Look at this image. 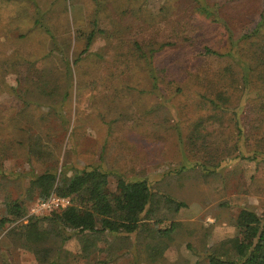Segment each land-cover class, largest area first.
I'll return each mask as SVG.
<instances>
[{"label": "rangeland", "instance_id": "1", "mask_svg": "<svg viewBox=\"0 0 264 264\" xmlns=\"http://www.w3.org/2000/svg\"><path fill=\"white\" fill-rule=\"evenodd\" d=\"M206 3L217 13L197 10ZM263 11L264 0H0V217L16 200L25 208L0 226V264H41L20 239L30 216L50 225L47 212L31 213L39 200L31 181L49 169L60 178L86 166L108 171L112 189L120 176L145 179L155 198L133 233L83 238L70 230L65 264H209L212 252L235 258L229 240L240 211L264 217V98L239 82L251 72L244 60L262 54L252 38L239 44L242 55L232 48L233 57L203 47L228 51V36L255 34ZM92 28L94 42L74 63L86 49L79 31ZM136 42L166 43L156 56L169 75L163 88L154 89ZM215 84L236 93L214 105L207 97L217 98L209 90ZM204 88L207 97L197 94ZM32 136L42 153H29ZM167 196L184 205L177 209ZM171 223L175 230L161 234ZM87 245L92 253L84 256Z\"/></svg>", "mask_w": 264, "mask_h": 264}, {"label": "trees", "instance_id": "2", "mask_svg": "<svg viewBox=\"0 0 264 264\" xmlns=\"http://www.w3.org/2000/svg\"><path fill=\"white\" fill-rule=\"evenodd\" d=\"M202 7L199 9L196 6L197 10L205 15L211 16L217 13V8L214 5L206 3ZM167 11H169L168 8L163 7L162 12L165 14ZM96 22L93 23L97 27L98 22ZM92 29L89 32L79 31L80 37L86 39V49L77 54L74 63L87 53L94 42L98 29ZM254 33L237 39L232 34L229 35L228 38L234 46L228 51H220L210 44H205L203 48L206 53L222 56L228 53L233 57L236 56V53L232 51V48L235 47L236 51L241 54L239 44L241 42L247 43L248 39L252 38L248 44L254 46L258 43L262 56L260 58L257 57L258 55L250 53L253 55L251 59L244 61L251 67V72L243 73L239 82L243 83V90L246 91V87H250L251 92L258 93V97L264 98V43L259 44V42L264 41V11ZM165 46L166 43H161L158 48L145 49L139 42L135 43V47L139 50V59L144 60L153 79L154 89L163 88L167 82L164 79L169 76L168 72L164 74L165 67L161 66L160 70L156 63L157 54L163 52ZM222 74L228 79L233 77L227 72H222ZM231 85H229L230 90H226L227 92L223 90V86L218 87L215 84L211 86L212 89H209L207 85L206 89L216 92L217 98L207 97L205 88L197 94L207 97L209 102L220 106L219 101H228L231 99L232 93L233 95L236 93V91L231 90ZM30 141L28 145L30 154L43 152L41 138L32 136ZM109 175L108 171L95 166H86L71 176L63 174L60 178L51 169L37 175L31 181V187L38 192L39 199H47L52 193H55L62 197L71 198L72 203L67 207L47 212L45 216L50 225L46 227H42V217L30 216L26 224L19 226L22 229L20 232L22 246L30 248L41 264H65L64 256L68 257L72 254L63 247V244L73 236L68 233L70 230L82 234L83 238L89 234H104L106 232L130 234L140 230L143 226V215L148 214L149 205L155 198L153 188L145 179L127 180L120 176L116 188L112 189L109 185ZM167 201L174 203L177 209L184 205L170 196H167ZM24 211L23 201L16 200L8 203L6 214L0 217V226L3 227L7 223L17 221L23 216ZM237 225L239 227L238 234L229 240L237 256L235 258L223 257L212 252L208 256L209 264H264V217L253 210L243 209L238 215ZM175 228L176 224L171 223L170 227L160 229V233L169 235ZM88 247V245L85 247L84 256H89L92 253ZM98 261L100 263L108 262L107 259Z\"/></svg>", "mask_w": 264, "mask_h": 264}, {"label": "built area", "instance_id": "3", "mask_svg": "<svg viewBox=\"0 0 264 264\" xmlns=\"http://www.w3.org/2000/svg\"><path fill=\"white\" fill-rule=\"evenodd\" d=\"M71 203H72L71 198L62 197L55 193H52L47 199L37 200V202H35L31 206V213L43 214L57 208L67 207Z\"/></svg>", "mask_w": 264, "mask_h": 264}]
</instances>
